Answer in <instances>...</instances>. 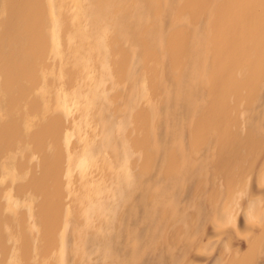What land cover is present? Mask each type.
<instances>
[{
	"label": "bare ground",
	"instance_id": "1",
	"mask_svg": "<svg viewBox=\"0 0 264 264\" xmlns=\"http://www.w3.org/2000/svg\"><path fill=\"white\" fill-rule=\"evenodd\" d=\"M0 264H264V0H0Z\"/></svg>",
	"mask_w": 264,
	"mask_h": 264
}]
</instances>
